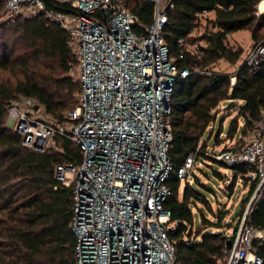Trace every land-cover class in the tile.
<instances>
[{"label":"trees","instance_id":"16d2710c","mask_svg":"<svg viewBox=\"0 0 264 264\" xmlns=\"http://www.w3.org/2000/svg\"><path fill=\"white\" fill-rule=\"evenodd\" d=\"M41 1L43 11L0 20V264H75V237L70 226L72 190L56 179L55 166L78 163L79 147L56 134L54 144L48 148L30 149L22 145L21 135L5 124L7 107L19 97L33 99L57 121H62L64 114L77 104L79 83L69 73L76 57L69 46V35L45 13L75 12V8L71 0ZM122 1L136 17L132 30L145 34L152 22L151 0ZM258 1L172 0L166 12L162 34L168 52L179 67L189 68V73L177 76L172 85L167 114L172 170L166 180L170 194L163 204L170 211L167 234L174 244L172 264H219L225 245L234 234L224 231V227L230 226L222 221L225 211L211 208L195 175L193 182L184 176L179 193L177 170L190 154L194 162L204 161V157L215 160L207 151L212 130L207 138L205 135L221 101H241L228 106L235 108L236 114L228 124L226 139L231 140L239 129L233 146L264 119V60L255 73L240 64L233 72L212 68L220 59L235 63L240 57L242 48L230 44L226 36L234 31L248 30L253 43L264 44V12L256 13ZM203 10L214 14L211 18L203 17V30L195 35L193 30L200 25L199 14ZM181 38L183 43L178 41ZM184 43L195 44L197 53L186 50ZM180 51L184 53L182 58L178 57ZM231 76L235 77L233 84ZM217 138L220 130L214 141ZM230 169L228 189L238 175L244 185L250 178L248 201L256 187V181L246 176L253 172V165L236 163ZM211 170L220 175L218 170ZM202 172L207 176L206 170ZM197 201L207 206L214 220L209 222L205 218ZM243 210L240 207L237 217ZM201 221H208L213 228L202 230ZM245 223L264 228V184L249 204ZM253 245L264 264V239L254 241Z\"/></svg>","mask_w":264,"mask_h":264},{"label":"built area","instance_id":"2783aa9c","mask_svg":"<svg viewBox=\"0 0 264 264\" xmlns=\"http://www.w3.org/2000/svg\"><path fill=\"white\" fill-rule=\"evenodd\" d=\"M151 2L152 22L145 34L132 30L136 17L122 0H71L75 12L46 11L69 35L77 104L62 121L41 118L38 103L28 97L7 107L8 123L23 146L42 151L58 134L79 147L78 163L55 166L56 179L72 190L75 264H172L174 259L167 234L170 211L163 204L172 170L167 114L172 85L189 68L177 65L162 34L172 0ZM260 2L264 5L258 1L257 14L264 12ZM43 10L41 0H0V20ZM207 13L203 10L199 17ZM186 50L197 53L195 44ZM183 55L180 51L178 57ZM263 60L264 44L257 42L247 48L240 65L255 73ZM234 81L231 76L230 84ZM211 156L252 164L250 176L256 181L219 264H261L253 242L264 239V228L246 224L245 216L264 184V119L234 146ZM193 164L190 154L177 176L184 178Z\"/></svg>","mask_w":264,"mask_h":264},{"label":"rangeland","instance_id":"374dc122","mask_svg":"<svg viewBox=\"0 0 264 264\" xmlns=\"http://www.w3.org/2000/svg\"><path fill=\"white\" fill-rule=\"evenodd\" d=\"M204 22H205L204 19L201 18L200 25L194 31L195 35H199L202 32L203 26L205 25ZM227 40L230 44H234L242 48V53L240 57L235 63H229L224 59H220L215 64L212 65V68L215 70H227L228 72H233L235 68L243 60L247 48L251 44H253V41L250 37V32L245 29L238 30L230 34L229 36H227ZM199 44H203V42L200 41ZM69 73L74 78H76L74 73V64L70 68ZM21 99L22 97H19L17 100L12 102H15L14 104L19 105ZM240 102H241L240 100L226 99L221 101V103L219 104L215 119L209 124L208 130L205 135V138H207L209 132L212 130L210 136L207 138V151L210 153V157H212L211 155L213 151H217L223 147H227L236 140L239 129L236 132V134L232 136L231 140L226 139L225 136L228 128V124L236 114V109L228 108V106L231 104H239ZM39 107L40 110L38 111V115L41 118L53 120V118L49 114L45 113L44 108L41 105H39ZM8 121H9V116L7 112L5 124L10 126ZM238 123L240 126L242 123L241 117L238 118ZM218 130H220V138L222 139L217 138V140L214 141V137L217 134ZM211 168L218 170L220 175L213 173L212 172L213 170H211ZM202 169L207 171V176L202 172ZM194 175L197 177V182H198L197 186L199 190L207 197L211 208L214 211L215 210H219L221 212L225 211V213L223 214L222 221L224 223L230 224V226L229 228L224 227V231L227 234L232 235L234 232L233 227L237 225V220L239 218L237 217V213L240 207H242L243 209L246 206V203L248 202L246 196L250 190V185H249L251 181L250 178L248 179L247 184L244 185L242 177L238 175L233 187L231 189H228L227 186L229 185L232 178V170L230 169V167L221 164V162L207 157H204V161L198 160L194 162V164L189 170V173L186 174L185 179L187 178L189 182H193ZM246 176L249 177L250 173L246 174ZM185 179L184 178L180 179L179 193L182 190ZM197 206L203 209L205 213V218H207L209 222L214 220L212 213L208 211L206 205L197 201ZM200 228L203 230V229H212L213 227L208 226V221L207 222L201 221Z\"/></svg>","mask_w":264,"mask_h":264},{"label":"water","instance_id":"95a60500","mask_svg":"<svg viewBox=\"0 0 264 264\" xmlns=\"http://www.w3.org/2000/svg\"><path fill=\"white\" fill-rule=\"evenodd\" d=\"M35 108H36V106H35ZM224 162V164H225V166H227V167H231L232 166V164L231 163H229V162H226V161H223ZM231 240L229 239L228 241H227V243H226V245L229 247L230 246V242Z\"/></svg>","mask_w":264,"mask_h":264},{"label":"crops","instance_id":"0c3cea01","mask_svg":"<svg viewBox=\"0 0 264 264\" xmlns=\"http://www.w3.org/2000/svg\"><path fill=\"white\" fill-rule=\"evenodd\" d=\"M213 14H214V12L213 11H208V13L205 15V16H207L208 18H211V17H213ZM196 29H194L193 31H195ZM238 31V30H237ZM234 32H236V31H234ZM234 32H232V33H234ZM232 33H230V34H232ZM230 34H228L227 36H229Z\"/></svg>","mask_w":264,"mask_h":264},{"label":"bare ground","instance_id":"6f19581e","mask_svg":"<svg viewBox=\"0 0 264 264\" xmlns=\"http://www.w3.org/2000/svg\"><path fill=\"white\" fill-rule=\"evenodd\" d=\"M260 6H261V8H263V9H264L263 2H260Z\"/></svg>","mask_w":264,"mask_h":264}]
</instances>
